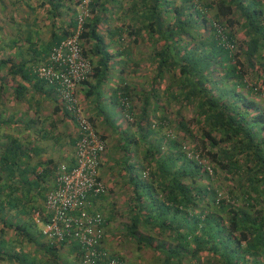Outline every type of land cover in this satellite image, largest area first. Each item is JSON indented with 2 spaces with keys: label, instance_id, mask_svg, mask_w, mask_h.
I'll list each match as a JSON object with an SVG mask.
<instances>
[{
  "label": "trees",
  "instance_id": "1",
  "mask_svg": "<svg viewBox=\"0 0 264 264\" xmlns=\"http://www.w3.org/2000/svg\"><path fill=\"white\" fill-rule=\"evenodd\" d=\"M80 3L0 0V264H264V0L89 1L79 38L92 74L80 83L81 99L95 95L88 119L116 134L126 220L110 226L114 201L104 208L102 200L111 189L89 197L102 217L103 252L90 262L77 239L42 233L48 181L64 162L51 156L35 169L29 159L73 151L74 125L34 68L74 31ZM137 40L150 47L153 68L140 90L126 80L129 68L138 71ZM108 81L118 121L98 104ZM133 92L142 97L139 112ZM182 107L193 109L198 137ZM112 233L132 245L130 255L106 246Z\"/></svg>",
  "mask_w": 264,
  "mask_h": 264
},
{
  "label": "built area",
  "instance_id": "2",
  "mask_svg": "<svg viewBox=\"0 0 264 264\" xmlns=\"http://www.w3.org/2000/svg\"><path fill=\"white\" fill-rule=\"evenodd\" d=\"M89 1L81 0L74 31L52 48L46 64L34 68L37 76L53 88L74 125L72 162L61 163L55 170L44 200L46 222L42 233L58 240L77 239L86 251L87 262L103 253L98 250L102 217L90 210L89 197L107 190L99 172L105 142L84 113L77 90L92 74V64L83 54L79 38Z\"/></svg>",
  "mask_w": 264,
  "mask_h": 264
},
{
  "label": "rangeland",
  "instance_id": "3",
  "mask_svg": "<svg viewBox=\"0 0 264 264\" xmlns=\"http://www.w3.org/2000/svg\"><path fill=\"white\" fill-rule=\"evenodd\" d=\"M233 30L235 32L236 38L238 39V41H241L243 39V34L241 33V30L238 28L237 25H234ZM132 51V55H133V59L136 61L135 62V66L137 68V73L132 75V69L129 68V71L126 72L127 73V77L126 80L127 82H130L132 84V86H134L137 89H142V88H146V85L148 83V79L153 75V68H152V64L147 60V56L151 54L150 52V47L147 46V44H144L143 42H139L136 45H134V47H132L131 49ZM240 61L243 60V58L241 56H239ZM133 67V66H132ZM110 73H112V70L110 71ZM112 75V74H111ZM110 75V77H111ZM88 80H91L88 79ZM113 83H111V81H108L106 83V85L102 86V96L100 101L98 102L99 106L104 108L106 110V113L109 114L110 118L112 121H118L119 118H116L115 115V108L113 107V110L109 108V106L107 105V101H108V96L110 92H106L107 89H110ZM106 87V90H105ZM86 87L83 86L82 84L78 85V95L80 98V103L82 104L83 107V111L86 115H94V109L97 107H95V105L92 106L93 103V99H95V95H91L89 97L90 102H88L86 99H81L84 98V92H85ZM133 100H132V104H134V111L135 112H139L140 108L142 106V97L140 94H137L136 92H133ZM260 101V98L258 100V102ZM169 110H170V114H169V119H171L172 121L174 120V116H175V111L178 108V104H174L171 103L168 105ZM181 109V119L182 121H186L187 122V130L190 132L191 135H199V132H195L198 129V126L194 123V121L192 120V114H193V109L192 108H185L182 107ZM149 112L150 109H149ZM101 114L104 115V113L102 112ZM100 114V115H101ZM98 118L100 116H97ZM95 120V119H94ZM101 118L95 120L94 127L97 131H99V133H102L104 135V142H105V152L103 154V162H102V166L101 168H99V172L101 175V179L103 180V182L105 183V185L107 186L108 189H111V191H109V195H106L107 197L105 199L102 200V205L104 208H108L107 204L108 202L111 203V201H114L113 206L116 209V214H115V218L114 220H112L110 226L112 225V227L115 225V227L117 228L121 223L125 222L126 220V216L124 213H126V208L124 205V202L122 201L127 195H129V191L126 187L125 184L122 183V181H120V179H118L119 177H117V170H118V163L114 162V159L116 158H120V152L119 150L115 147L116 144V134L105 124L101 122ZM127 121H131V118L128 117ZM126 123L124 120L122 122H120V124H124ZM127 132L128 131H134L135 128L132 125H129L126 127ZM172 133H176V135L178 136V138L181 136L179 130H176L174 128V126L171 127ZM44 144H47V141H43ZM187 144L191 145V141H189V139L186 140ZM48 145V144H47ZM52 156H54V158L56 159L57 156L55 153H52ZM222 177L220 176L219 179H221ZM48 184H50L49 186L51 187L53 182L52 181H48ZM121 184V185H120ZM40 199V203L43 202L41 197H39ZM38 203V202H36ZM35 204V203H34ZM110 229V228H109ZM107 238V245L108 247H111L113 249H115L116 251H118L121 254H127L130 255L129 253V249L131 250L132 245H125L123 242H121V237L120 236H116L114 233L110 234V236H106ZM140 254H144L143 258L144 261L146 262L148 261L150 258L149 257V253L148 251H143L141 250L139 252Z\"/></svg>",
  "mask_w": 264,
  "mask_h": 264
},
{
  "label": "crops",
  "instance_id": "4",
  "mask_svg": "<svg viewBox=\"0 0 264 264\" xmlns=\"http://www.w3.org/2000/svg\"><path fill=\"white\" fill-rule=\"evenodd\" d=\"M129 4H130V0H123L122 6L125 7V6H128ZM116 20H118V18H116ZM31 21H33V20H31ZM46 23H47V21H46ZM103 23L104 24L106 23L105 20H103V22H101L102 25H103ZM117 23H119V22L116 21V22H114L112 24L110 23V26H115V25H117ZM38 24H41V22L38 21ZM105 26H106V24H105ZM137 41H138V43L139 42H143V41H140V40H137ZM52 94L53 95L50 94V96H48V97H51L52 98V96H54V97L57 98L56 94H54V93H52ZM47 95H49V93ZM42 101H43V99H42ZM44 101L46 103H49L48 101H50V100H49V98H45ZM26 131L27 130L24 129V132H26ZM72 153H73L72 149L70 151H67L64 155H61L59 152L58 153H55L56 156H57V158L55 159L54 156H52V152L49 153V152L46 151V152H43V153H40V154H34L33 158L32 159H29V162L30 163L31 162L33 163V166H35V169H39L41 167V164L43 162H45L47 160V158H49V157L52 156L54 158V162L55 161H60L62 159V161L65 164H71V162H72Z\"/></svg>",
  "mask_w": 264,
  "mask_h": 264
}]
</instances>
